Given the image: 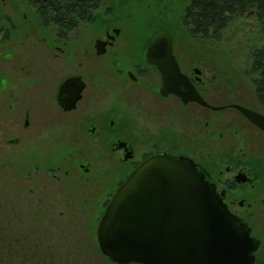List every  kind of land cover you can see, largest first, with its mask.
I'll return each mask as SVG.
<instances>
[{
    "label": "flooded vegetation",
    "instance_id": "obj_1",
    "mask_svg": "<svg viewBox=\"0 0 264 264\" xmlns=\"http://www.w3.org/2000/svg\"><path fill=\"white\" fill-rule=\"evenodd\" d=\"M133 1L92 0L87 11L86 0H0L4 257L14 245L25 255L18 264H51L49 253L52 264H121L101 248V218L134 169L171 153L208 172L259 241L254 264L264 261V127L242 110L264 117V68H215L202 61L208 51L201 48L226 39L238 20L233 39L255 41L252 56L264 45V10L247 2L225 12L220 32H204L197 0H178L167 16L171 28L135 32L138 18L120 11ZM162 31L196 98L163 91L164 73L146 56ZM12 181L15 188L7 186ZM15 214L28 218H9Z\"/></svg>",
    "mask_w": 264,
    "mask_h": 264
},
{
    "label": "water",
    "instance_id": "obj_2",
    "mask_svg": "<svg viewBox=\"0 0 264 264\" xmlns=\"http://www.w3.org/2000/svg\"><path fill=\"white\" fill-rule=\"evenodd\" d=\"M146 56L163 71L165 93L196 98L169 33H158ZM242 110L264 127L262 115ZM98 234L103 252L121 264H254L259 246L208 172L171 153L153 155L134 169L111 199Z\"/></svg>",
    "mask_w": 264,
    "mask_h": 264
},
{
    "label": "rangeland",
    "instance_id": "obj_3",
    "mask_svg": "<svg viewBox=\"0 0 264 264\" xmlns=\"http://www.w3.org/2000/svg\"><path fill=\"white\" fill-rule=\"evenodd\" d=\"M139 2H140V0H134L133 3L130 5V7L132 6L131 8L129 7L128 4H127L128 7H126L127 5L123 4V8L120 9V11L125 12L126 15L131 13L129 16H133V17L138 18L137 19L138 23L136 25H133L134 26L133 30L135 32H146V31L149 32V30L151 32H157L161 29H165V27L171 28V24L169 23L170 21L168 20L167 16L170 13H172L171 7L174 8L173 7V6H175L174 3H177L178 0H141V4ZM128 8H130V9H128ZM148 17L155 18V20H157V21H155V24L154 23L153 24H147L146 23L147 21L145 19ZM163 19H165L164 22H163ZM233 22L234 21H232V24L230 27L232 30H229L227 32L226 39H221V40H217V41L213 40V41H209V43L208 42L203 43V46H201V48H204L206 51H208L207 52L208 54L205 57H203V59H202L203 62H205L207 64L214 65L215 68H221L224 66L225 67H228V66H231V67H233V66L247 67V66L251 65V61H252L251 55L247 51L249 49V46L251 47L252 45H255V41L246 40V39L234 40L233 39L234 38L233 34L235 32L234 29H238L237 25L240 23L238 22V20L235 21V22H238V24H236L235 22L233 23ZM246 82H248V81H246ZM245 88L248 92H251L253 90V88L249 84H246ZM14 183L15 182L12 181L10 184H7V186L15 188V186H12ZM9 192H11L10 197L12 196L11 198H13V196H15V191L11 190ZM10 217H12L15 221H16V217H17L18 220L22 221V222H24L28 218V217H21V216L18 217V216H16V214H15V216L9 215V218ZM9 225H8V228L10 229V232H8V234H12V233L14 234L16 229H17V226L15 229V224H12V221L9 223ZM11 231H12V233H11ZM16 234H18V233H16ZM21 238H24L27 240L28 235L25 234V236H23ZM11 240H12V238H11ZM22 242H24V241H22ZM67 249H65V252L70 251V250L68 251ZM0 250H2V252L4 254L5 250L1 246V242H0ZM20 250H21V247H19V246L15 247L14 245H12L10 247H6L7 254H6V257H3V258H5L6 260L7 259L10 260L11 264L12 263L18 264L19 256L21 258H23L25 256V255H19ZM58 250H59V252H61L63 249H58ZM8 251H9V253H8ZM33 256H34V253H32V255H31L32 261H33ZM35 257H37L38 260H41V258L38 255L34 256V258ZM52 258L53 257L49 253V258H47V259L49 262H51V264L53 263ZM257 264H264V261L260 260Z\"/></svg>",
    "mask_w": 264,
    "mask_h": 264
},
{
    "label": "trees",
    "instance_id": "obj_4",
    "mask_svg": "<svg viewBox=\"0 0 264 264\" xmlns=\"http://www.w3.org/2000/svg\"><path fill=\"white\" fill-rule=\"evenodd\" d=\"M91 1L92 0H86L87 3L84 8H86L87 11L91 7ZM247 2L258 4L260 9L264 10V0H197L196 3L198 4L195 6V9L197 13L196 16L199 19L198 26L203 27L204 32H207V29L211 27H215L216 32H220L227 23L228 15H226L225 12H233L237 9L235 7H243ZM49 9L53 11V8L50 7ZM63 10L65 9H60V14ZM253 50L251 56L252 68H264V45ZM3 257L4 254L2 250H0V264H11L10 260H4Z\"/></svg>",
    "mask_w": 264,
    "mask_h": 264
}]
</instances>
